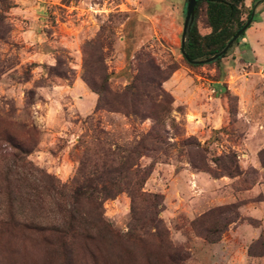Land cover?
Here are the masks:
<instances>
[{
    "label": "rangeland",
    "instance_id": "374dc122",
    "mask_svg": "<svg viewBox=\"0 0 264 264\" xmlns=\"http://www.w3.org/2000/svg\"><path fill=\"white\" fill-rule=\"evenodd\" d=\"M245 7V36L193 67L181 52L187 0H0V264H264V0ZM144 53L168 76L154 112L169 111V147L139 161L151 199L120 192L103 212L125 236L155 219V236L95 241L93 257L79 240L65 259L40 231L60 218L53 188H70L85 156L89 170L102 166L109 148L153 126L130 97L128 113L97 110L84 78L107 77L114 99ZM229 154L240 176L219 167Z\"/></svg>",
    "mask_w": 264,
    "mask_h": 264
},
{
    "label": "trees",
    "instance_id": "16d2710c",
    "mask_svg": "<svg viewBox=\"0 0 264 264\" xmlns=\"http://www.w3.org/2000/svg\"><path fill=\"white\" fill-rule=\"evenodd\" d=\"M245 2L246 0L198 1L194 22L189 27L186 36L185 54L182 53L191 66L197 67L199 65L193 62L209 59L221 52L236 33L244 27L246 22L242 15L246 8ZM204 4L207 6V22L211 29V32L205 36L199 33L196 23L200 8ZM253 13L254 9H251L248 20ZM244 36L245 33L242 37ZM238 42L239 40L236 44ZM226 55L214 62L221 61ZM136 61L139 67L138 75L126 90L121 95L115 96L114 99H111L113 94L109 88L107 77H104L101 84L95 83L89 77L84 78L88 86L100 96L97 110L108 108L112 112L128 113L126 99L130 97L135 105L146 109L145 113L137 111L135 114L141 119H152L153 126L139 139L124 145H115L114 149L109 148L103 156L101 155L102 166L96 164L93 169L89 170L88 157L85 156L81 160L70 188L67 186L60 189L53 188L60 218L56 224L42 227L40 231L47 234L46 239L49 245L53 246L52 237L56 239L58 253L65 259H73L75 245L79 240L84 241V249L93 257L95 251L91 248V244L94 245L95 241L103 240V243L114 245L115 242L125 238L134 240L155 236L153 231L158 227V224H155V219L147 220L142 225L139 234L125 236L113 227L104 217L103 212V202L114 198L120 192H127L133 203L138 199H151V196L143 192L144 185L151 175V167L143 168L139 161L144 156L154 157L158 153L166 152L169 147L166 137V121L169 111L154 112V107L157 104L162 105L165 97L169 99L167 93L161 88L168 76H163L165 73L157 66L150 54H141L136 58ZM159 98L162 99L160 102ZM198 147L201 148L200 145ZM260 158L264 166V150L261 152ZM217 163L231 177L242 174L234 154L217 159ZM86 205L89 207L87 211ZM179 261L183 263L182 259Z\"/></svg>",
    "mask_w": 264,
    "mask_h": 264
},
{
    "label": "water",
    "instance_id": "95a60500",
    "mask_svg": "<svg viewBox=\"0 0 264 264\" xmlns=\"http://www.w3.org/2000/svg\"><path fill=\"white\" fill-rule=\"evenodd\" d=\"M198 1L208 2L209 0H187L186 18H185L184 29H183V34H182V49L181 50H182L183 55L185 54L184 47H185L188 29L194 22V19L197 13ZM253 18H254V13L252 14V17L249 19V21L244 25V27L241 28L236 33V35L229 41L227 46L221 52H219L218 54L214 55L213 57L209 59L198 61V62H193V63L194 64H208L224 56L229 51V49L239 40V38L247 31V29L250 27L251 23L253 22Z\"/></svg>",
    "mask_w": 264,
    "mask_h": 264
}]
</instances>
